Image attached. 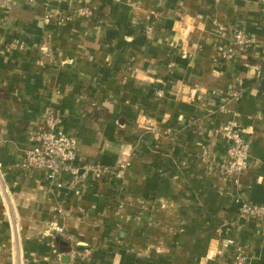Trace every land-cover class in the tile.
<instances>
[{
    "label": "crops",
    "instance_id": "crops-1",
    "mask_svg": "<svg viewBox=\"0 0 264 264\" xmlns=\"http://www.w3.org/2000/svg\"><path fill=\"white\" fill-rule=\"evenodd\" d=\"M10 19L0 22V264H236L239 247L246 264H264V219L240 216L243 202L264 205V0H16ZM233 27L256 45L220 62ZM49 109L82 163L114 168L130 154L124 177L75 198L58 187L67 176L22 169L28 131ZM234 114L250 143L237 183L207 176L199 157L223 156L214 131ZM55 226L90 259L65 261L74 246L60 238L54 253Z\"/></svg>",
    "mask_w": 264,
    "mask_h": 264
},
{
    "label": "built area",
    "instance_id": "built-area-1",
    "mask_svg": "<svg viewBox=\"0 0 264 264\" xmlns=\"http://www.w3.org/2000/svg\"><path fill=\"white\" fill-rule=\"evenodd\" d=\"M16 6V0H0V22L11 24L10 12ZM93 14L91 8H83L79 11L82 18H90ZM70 16H60L57 19L58 25L70 22ZM218 33L226 31L221 24H214ZM144 35L148 40H154V31L151 25L144 28ZM256 45L254 37L246 34L238 27H233L229 31V45H218V61L232 62L245 51V49ZM45 56L51 57L49 49L44 48ZM163 92L158 91L157 96L161 97ZM239 91L232 90L227 94L223 104H220L221 111L226 110V104L237 100ZM195 101L202 102L201 94L192 95ZM226 103V104H225ZM237 114H234L221 128L214 131V134L223 142V156L219 159L211 155L210 150L202 149L199 157L204 166L205 174L221 180L238 182L239 177L248 169L250 157V143L245 139L240 131ZM62 116L54 109H49L45 115L31 126L27 134L28 147L24 151V158L20 167L28 172H45L46 178L55 180L59 175L67 176V180L58 184V187H65L75 198H80L86 188L93 182L103 181L107 178L122 179L126 170L131 166L130 154L126 153L124 159L117 165L109 167L100 163H82L78 156L77 139L66 133L62 127ZM145 126V122H142ZM142 125V124H141ZM140 126V125H139ZM61 213V210H57ZM242 220L248 218L264 219V205L243 202L240 207ZM53 239H62L72 245L65 254L69 260L88 261L92 255L91 249L82 247L76 249L80 244L75 243L74 236L65 231L62 227L51 228ZM54 253L57 249L52 244ZM60 257V254H57ZM234 260L236 264H246V259L242 248L236 249Z\"/></svg>",
    "mask_w": 264,
    "mask_h": 264
},
{
    "label": "trees",
    "instance_id": "trees-1",
    "mask_svg": "<svg viewBox=\"0 0 264 264\" xmlns=\"http://www.w3.org/2000/svg\"><path fill=\"white\" fill-rule=\"evenodd\" d=\"M57 239H54L53 240V244H54V246H55V248H58V246H59V244H61V242H58V241H56Z\"/></svg>",
    "mask_w": 264,
    "mask_h": 264
},
{
    "label": "water",
    "instance_id": "water-1",
    "mask_svg": "<svg viewBox=\"0 0 264 264\" xmlns=\"http://www.w3.org/2000/svg\"><path fill=\"white\" fill-rule=\"evenodd\" d=\"M61 244H64V245H66V243H63V242H61ZM62 252H67V250H64V251H62ZM64 260L66 261V260H68V258L67 257H64Z\"/></svg>",
    "mask_w": 264,
    "mask_h": 264
}]
</instances>
